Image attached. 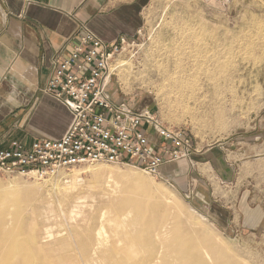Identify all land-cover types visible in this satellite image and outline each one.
Here are the masks:
<instances>
[{
  "label": "rangeland",
  "instance_id": "1",
  "mask_svg": "<svg viewBox=\"0 0 264 264\" xmlns=\"http://www.w3.org/2000/svg\"><path fill=\"white\" fill-rule=\"evenodd\" d=\"M143 4L144 27L133 40L136 45L115 63V95L135 99L138 108L149 106L197 148L229 143L231 162L239 160L235 154L241 145L263 143L264 0H143ZM197 165L189 170L188 162L169 165L159 177L134 166L111 164H87L44 180L0 172V201L10 202L12 224L24 228L23 236L39 226L38 238L57 256V244L67 226L88 220L102 209L100 194L113 182L111 176L130 174L171 194L190 222L207 227L210 236L230 247L240 262L264 264L263 153L256 150L239 161L235 177L246 180L231 194L233 205L225 206L216 197L221 190L213 183L216 209L237 216V225L227 231L210 220L204 205L208 197L202 193L198 197ZM247 191L248 205L243 201L238 206ZM39 192L45 194L43 204L38 203ZM66 193L71 202H64ZM239 212L261 222L257 220L256 229L241 230L244 216L239 217Z\"/></svg>",
  "mask_w": 264,
  "mask_h": 264
},
{
  "label": "crops",
  "instance_id": "2",
  "mask_svg": "<svg viewBox=\"0 0 264 264\" xmlns=\"http://www.w3.org/2000/svg\"><path fill=\"white\" fill-rule=\"evenodd\" d=\"M143 7V0H0V145L8 146L13 140L30 144L37 139L63 137L70 126L71 114L45 93L55 72V62L69 57L78 37L86 31L108 44L121 37L133 41L144 27ZM112 93L117 101L126 100ZM126 101L142 109L135 99ZM228 146L229 143H222L216 148H197L193 155L199 170V178L195 180L199 183L198 197L201 193L208 197L204 203L208 216L224 231L237 225V216L216 209L213 183L217 182L221 190L216 197L225 206L233 205L231 194L246 180L235 177L239 161L256 150L264 157V141L241 145L235 154L239 160L233 162L227 159ZM204 169L205 175L201 174ZM247 193L238 206L250 201V191ZM238 215L244 216L242 212ZM257 220L244 216L241 230L249 226L256 229Z\"/></svg>",
  "mask_w": 264,
  "mask_h": 264
},
{
  "label": "built area",
  "instance_id": "3",
  "mask_svg": "<svg viewBox=\"0 0 264 264\" xmlns=\"http://www.w3.org/2000/svg\"><path fill=\"white\" fill-rule=\"evenodd\" d=\"M135 45L125 37L108 44L89 31L78 37L69 57L55 62L45 89L70 112L68 130L57 140L0 145V172L44 180L87 164L134 166L154 177L180 162L195 168L197 147L184 132L150 107L136 109L113 96L115 63Z\"/></svg>",
  "mask_w": 264,
  "mask_h": 264
},
{
  "label": "bare ground",
  "instance_id": "4",
  "mask_svg": "<svg viewBox=\"0 0 264 264\" xmlns=\"http://www.w3.org/2000/svg\"><path fill=\"white\" fill-rule=\"evenodd\" d=\"M111 178L100 194L102 209L67 226L57 256L38 238L39 226L23 236L22 222L23 230L12 224L10 202L0 201V264H243L207 227L190 222L161 187L130 174ZM41 193L38 203L43 204ZM62 198L73 200L69 193Z\"/></svg>",
  "mask_w": 264,
  "mask_h": 264
}]
</instances>
